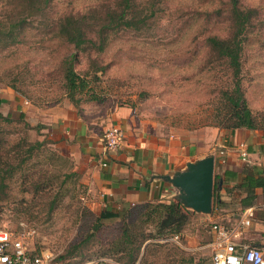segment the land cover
<instances>
[{
	"label": "rangeland",
	"instance_id": "obj_1",
	"mask_svg": "<svg viewBox=\"0 0 264 264\" xmlns=\"http://www.w3.org/2000/svg\"><path fill=\"white\" fill-rule=\"evenodd\" d=\"M19 1L0 0V25L16 19L15 13L21 11L16 9ZM136 1L140 8L149 5V0ZM241 2L255 8L260 21L241 57L243 100L258 122L264 120V0ZM111 3L50 0L44 16L26 18L20 36L0 45V115L12 120L0 121V169L5 164L11 168L19 165L11 178L0 179V230L21 238L32 252L54 258L64 255L63 264H118L97 256L111 249L122 222H134L137 210L128 207L125 218L107 221L93 238H85L90 233L92 215L97 213L90 211L86 189L79 183L71 160L60 152L46 125L41 124L51 109L62 104L78 112L88 106L127 108L137 121L153 124L161 135L199 137L211 130L227 131L215 127L218 90L224 88L227 72L216 66L203 48L208 35L223 37L226 33L224 12L214 16L215 10L225 9L226 0H158L148 27L109 36L101 54L79 56L75 71L90 76L88 91L98 101H85V94H75V106L68 101L57 65L72 47L55 36V23L69 14L102 12ZM21 13L23 17L25 12ZM94 67L102 69L97 80L90 74ZM19 115L22 121H18ZM23 123L33 129L43 128L27 130ZM42 140L43 147L27 157L23 141ZM17 144L22 147L11 153V146ZM220 147L212 142L210 148L216 153ZM52 202H56L53 207ZM198 215L189 218L180 235L184 249L149 243L136 264H210V250L191 248L188 242L192 247L204 245L211 225L218 222L202 220Z\"/></svg>",
	"mask_w": 264,
	"mask_h": 264
},
{
	"label": "crops",
	"instance_id": "obj_2",
	"mask_svg": "<svg viewBox=\"0 0 264 264\" xmlns=\"http://www.w3.org/2000/svg\"><path fill=\"white\" fill-rule=\"evenodd\" d=\"M41 120L60 152L71 160L79 183L86 189L90 211L97 214L102 210L122 214L128 207L144 203H178V190L166 178L212 156V175L218 177L211 202L215 206L209 214H195L202 220L231 226L251 209L253 216L240 240L264 250V187L248 189V180L264 178V130H211L199 137L161 135L153 124L137 121L127 108L88 106L78 112L68 104L54 107L48 118ZM109 126L120 127L124 136L120 147L103 158L101 136ZM212 142L224 147L223 164L210 148ZM238 143L244 144V161L238 156ZM102 162L105 167H101ZM208 236L202 246L188 245L207 248L211 231Z\"/></svg>",
	"mask_w": 264,
	"mask_h": 264
},
{
	"label": "trees",
	"instance_id": "obj_3",
	"mask_svg": "<svg viewBox=\"0 0 264 264\" xmlns=\"http://www.w3.org/2000/svg\"><path fill=\"white\" fill-rule=\"evenodd\" d=\"M158 0H149L148 7L140 8L136 0H112L110 5L104 7L102 12L84 13L81 15H65L57 19L55 23V36L72 47V52L63 57L57 67L61 74L64 96L72 105H76L75 94H85L87 102H97L96 95L88 91L90 76L87 73L78 74L75 66L78 64L79 56L92 53L101 54L106 46L107 38L119 32L133 31L137 32L148 27L149 20L154 17L155 2ZM50 0H20L16 19L8 20L4 28L0 31L1 42L13 40L20 36V30L26 18L33 16L42 17L44 12L49 9ZM15 9V10H16ZM25 12L22 17V13ZM223 13L225 19V35H208L203 41V48L213 57L216 66L223 68L227 72L225 86L219 87L218 96L220 99L218 117L215 127L226 129L227 131L235 129L264 130V120H259L251 115L243 100L241 91V71H242V52L248 41L259 26V15L255 8L243 6L241 0H226V7L222 11L215 10L214 16L217 18ZM206 14V13H205ZM15 17V16H14ZM209 14L204 16V23H209ZM102 73L101 67H94L90 74L97 80L96 75ZM90 92V93H89ZM89 95H88V94ZM23 116L19 115L18 121H22ZM0 121L11 123L12 120L0 115ZM263 123V124H262ZM27 130L37 131L43 127H30L23 123ZM45 141H35L27 143L23 141L26 147L27 157L34 150L40 149ZM48 144H50L48 142ZM22 147L21 145H12L11 153ZM2 162V161H1ZM5 164V162H4ZM15 168L6 165L0 169V179L13 176ZM218 177L213 176L212 201L215 197ZM257 186L264 187V178L257 181L248 180V189ZM56 202H52V207ZM213 206V203H211ZM215 206V203H214ZM213 206V207H214ZM136 219L132 223L122 222L119 235L116 241L112 242L111 249H106L100 253L97 258L108 257L118 264H136L140 262L146 246L156 240L166 239L174 235H181L184 227L191 216L196 214L185 209L178 203H144L135 208ZM134 209V210H135ZM127 211L121 214L107 210H102L96 215H92V225L90 233L85 237L91 239L98 232L103 224L115 219L126 217ZM125 221V220H122ZM81 244L79 247H81ZM158 244V243H153ZM170 245V244H158ZM75 248H78L75 246ZM141 250L142 256L139 257ZM64 255L55 258L56 262L61 263ZM63 264V263H61ZM82 264V263H73Z\"/></svg>",
	"mask_w": 264,
	"mask_h": 264
},
{
	"label": "built area",
	"instance_id": "obj_4",
	"mask_svg": "<svg viewBox=\"0 0 264 264\" xmlns=\"http://www.w3.org/2000/svg\"><path fill=\"white\" fill-rule=\"evenodd\" d=\"M27 105V101L23 102ZM123 131L118 126H109L101 137L104 158L107 154L116 151L123 139ZM236 150L241 161L246 158L243 143L236 145ZM220 163H224L225 150L221 146L217 150ZM101 167L106 163L102 162ZM253 213L247 209L231 226L212 224L210 231L212 240L206 246L210 250L211 264H264V250L242 242L240 237L243 230L249 226ZM158 244H171L180 249L184 247L180 243V236L174 235L166 239L154 241ZM0 264H61L55 261L48 253H35L28 250L21 238L12 237L7 231L0 230Z\"/></svg>",
	"mask_w": 264,
	"mask_h": 264
},
{
	"label": "water",
	"instance_id": "obj_5",
	"mask_svg": "<svg viewBox=\"0 0 264 264\" xmlns=\"http://www.w3.org/2000/svg\"><path fill=\"white\" fill-rule=\"evenodd\" d=\"M213 157L187 165L185 172L166 178L178 190V204L194 213L209 214L212 202Z\"/></svg>",
	"mask_w": 264,
	"mask_h": 264
}]
</instances>
